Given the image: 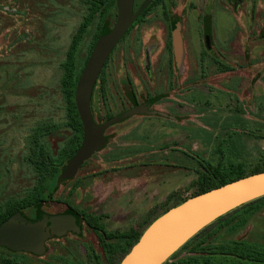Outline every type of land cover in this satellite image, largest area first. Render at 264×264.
Here are the masks:
<instances>
[{
	"label": "rangeland",
	"instance_id": "1",
	"mask_svg": "<svg viewBox=\"0 0 264 264\" xmlns=\"http://www.w3.org/2000/svg\"><path fill=\"white\" fill-rule=\"evenodd\" d=\"M146 1L135 0L133 13ZM88 9L86 0H0V207L30 199L38 187L29 160L33 137L45 134L40 140L56 158L74 136L62 64ZM118 9L102 27L99 16L92 20L77 53L78 71L96 36L114 29ZM103 77L106 93L101 80L91 100L94 122L108 124L109 114L119 120L73 177L66 172L75 155L50 171L42 199L21 210L25 218L71 213L68 201L98 216L107 232L142 231L198 192V161H226L233 147L249 172L259 164L264 0H164L117 45ZM78 181L84 186L74 190ZM77 216L78 233L52 235L41 254L23 257L36 264L53 255L96 264V254L105 262L98 235ZM233 240L264 244V211ZM9 251L0 246V257Z\"/></svg>",
	"mask_w": 264,
	"mask_h": 264
},
{
	"label": "trees",
	"instance_id": "2",
	"mask_svg": "<svg viewBox=\"0 0 264 264\" xmlns=\"http://www.w3.org/2000/svg\"><path fill=\"white\" fill-rule=\"evenodd\" d=\"M163 1L164 0H154L139 17H144L149 10ZM86 3L89 8V13L81 25L82 31L75 36L68 50L66 60L62 64L63 77L61 84L63 94L68 103V126L74 131V136L56 158L51 155L40 140L45 134L42 136V134L39 133L36 137H33L29 160L38 175V187L35 189L30 199L27 198L22 201L12 200L0 207V226L15 214L20 213L22 209L34 206L40 201L45 190L44 179L48 176L50 171L57 169V167L76 155L83 144L84 127L76 104V93L82 73L94 48L100 41L99 35L96 36L93 47L88 54L86 64L79 71L77 68V53L83 35L90 26L92 20L96 16H99L101 21L100 25L102 27L109 11L116 5L119 8V0H86ZM169 50L171 51V48H169ZM104 70L105 68L98 78L99 80L102 79L101 91H103V94L106 93V82L103 77ZM97 84L98 83H96V85ZM108 118L112 120L114 116L109 114ZM230 151L233 153L234 157L223 162L220 161L217 164L206 160L198 161L201 166V171H197L199 175L196 184L198 192L194 196L206 193L241 178L264 172V153L259 160V164L255 166L252 172H249L247 170V162L240 159L242 153L235 150L233 151V147L230 148ZM222 152L223 150L220 149L218 153L221 155L223 154ZM86 163L87 161L83 166ZM82 186H84V183L78 181L74 184V190ZM187 199L189 198L181 199L176 206ZM66 204L70 209L75 210L74 212H78L77 214L82 216L87 225L98 235L100 245L105 252L106 260L103 262L101 256L95 254L96 264H120L123 258L131 251L132 247L138 243L145 230L158 218L156 217L147 223V226L142 231L129 230L126 232H107L98 216L83 211L68 201ZM263 211L264 196L228 212L198 232L164 264H264V244L249 242L247 240H233V236H236V234L245 229L251 220ZM90 251L94 253L93 250ZM9 252H11L12 255L0 257V264H36L30 260L27 261L23 257L24 254L22 253L24 252L18 254L12 251ZM40 264L84 263L53 255L47 261L41 262Z\"/></svg>",
	"mask_w": 264,
	"mask_h": 264
},
{
	"label": "water",
	"instance_id": "3",
	"mask_svg": "<svg viewBox=\"0 0 264 264\" xmlns=\"http://www.w3.org/2000/svg\"><path fill=\"white\" fill-rule=\"evenodd\" d=\"M154 0H147L137 14L135 0H119L117 22L112 32L94 48L82 73L76 104L84 127L81 148L70 161L66 175L73 177L102 145L106 128L119 120L97 125L91 111V98L98 78L110 55L135 20ZM264 196V172L253 174L206 193L193 196L159 216L142 234L138 243L120 264H164L191 238L228 212ZM81 223L75 214L40 215L36 221L17 213L0 226V246L12 252L41 254L52 235L78 233Z\"/></svg>",
	"mask_w": 264,
	"mask_h": 264
},
{
	"label": "flooded vegetation",
	"instance_id": "4",
	"mask_svg": "<svg viewBox=\"0 0 264 264\" xmlns=\"http://www.w3.org/2000/svg\"><path fill=\"white\" fill-rule=\"evenodd\" d=\"M152 9H153V8H152ZM152 9L149 10V11L147 12V14H145L144 17H142V18L138 17V19L135 20V22L133 23V25L131 26V28L128 30V32H127L126 35L121 39L120 42H122V41L126 38V36L128 35V33L130 32L131 29H133L136 25H138L139 23H141V22H143V21L145 20V18L150 14V12L152 11ZM165 14H166V21H167V22H170V20L168 19V13L165 12ZM120 42H119V43H120ZM116 48H117V47H116ZM116 48L114 49V51L112 52V54L110 55V57H109L108 60H110V58H111V56L114 54ZM107 63H108V61L106 62V65H105L104 68H106ZM101 80H102V79H100V80L98 79L97 83H99ZM101 83H102V82H101ZM96 88H97V85L95 86V89H94L95 91H96ZM95 91H93L92 97H93ZM91 100H92V98H91ZM68 208H69V207H68ZM69 209H70V208H69ZM71 214L78 215L76 212L74 213V211L71 212ZM6 249H7V248H6Z\"/></svg>",
	"mask_w": 264,
	"mask_h": 264
}]
</instances>
